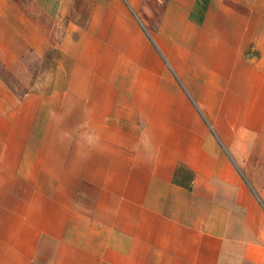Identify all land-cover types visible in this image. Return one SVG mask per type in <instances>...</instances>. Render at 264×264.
<instances>
[{
  "label": "crops",
  "instance_id": "crops-1",
  "mask_svg": "<svg viewBox=\"0 0 264 264\" xmlns=\"http://www.w3.org/2000/svg\"><path fill=\"white\" fill-rule=\"evenodd\" d=\"M0 264H264V0H0Z\"/></svg>",
  "mask_w": 264,
  "mask_h": 264
},
{
  "label": "rangeland",
  "instance_id": "rangeland-1",
  "mask_svg": "<svg viewBox=\"0 0 264 264\" xmlns=\"http://www.w3.org/2000/svg\"><path fill=\"white\" fill-rule=\"evenodd\" d=\"M26 56L28 57V59L30 58V57H32L30 54H28V53H26ZM30 60H32V59H30Z\"/></svg>",
  "mask_w": 264,
  "mask_h": 264
}]
</instances>
